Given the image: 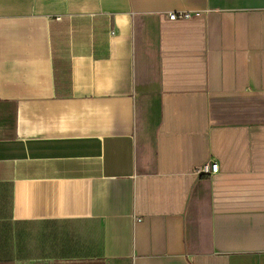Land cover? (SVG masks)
I'll list each match as a JSON object with an SVG mask.
<instances>
[{"label": "crops", "instance_id": "0c3cea01", "mask_svg": "<svg viewBox=\"0 0 264 264\" xmlns=\"http://www.w3.org/2000/svg\"><path fill=\"white\" fill-rule=\"evenodd\" d=\"M0 264H264V0H0Z\"/></svg>", "mask_w": 264, "mask_h": 264}, {"label": "built area", "instance_id": "2783aa9c", "mask_svg": "<svg viewBox=\"0 0 264 264\" xmlns=\"http://www.w3.org/2000/svg\"><path fill=\"white\" fill-rule=\"evenodd\" d=\"M193 16V14L189 11H180V12H168L167 17L170 20H177V19H189ZM219 170V163L212 162V163H205L197 168V172L201 174H212L216 173Z\"/></svg>", "mask_w": 264, "mask_h": 264}]
</instances>
